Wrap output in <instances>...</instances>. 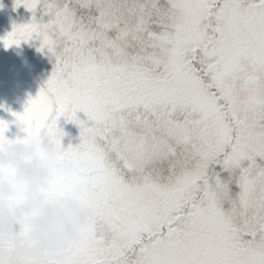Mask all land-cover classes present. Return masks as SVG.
Masks as SVG:
<instances>
[{"label": "snow or ice", "instance_id": "1", "mask_svg": "<svg viewBox=\"0 0 264 264\" xmlns=\"http://www.w3.org/2000/svg\"><path fill=\"white\" fill-rule=\"evenodd\" d=\"M21 5L29 20L0 43L39 41L52 71L0 120V144L47 138L42 195L88 218L20 264H264V0ZM61 117L79 129L75 146L62 145Z\"/></svg>", "mask_w": 264, "mask_h": 264}, {"label": "clouds", "instance_id": "2", "mask_svg": "<svg viewBox=\"0 0 264 264\" xmlns=\"http://www.w3.org/2000/svg\"><path fill=\"white\" fill-rule=\"evenodd\" d=\"M37 150L46 158H35ZM53 150L47 138L36 143L0 144V259L20 264L23 256L33 259L59 250L74 238L76 229L88 218L87 211L65 198L47 202L42 195L51 175ZM20 204H12L16 198ZM28 228L23 240L15 233Z\"/></svg>", "mask_w": 264, "mask_h": 264}, {"label": "flooded vegetation", "instance_id": "3", "mask_svg": "<svg viewBox=\"0 0 264 264\" xmlns=\"http://www.w3.org/2000/svg\"><path fill=\"white\" fill-rule=\"evenodd\" d=\"M3 44H0V120L11 122V113H22L29 97H35L40 87L36 84L31 70V56L28 48L20 43L19 52L16 45L8 47V53L2 54ZM17 132L15 124L9 123V130L5 135L11 139ZM71 143L66 137L62 138V145L67 147Z\"/></svg>", "mask_w": 264, "mask_h": 264}, {"label": "rangeland", "instance_id": "4", "mask_svg": "<svg viewBox=\"0 0 264 264\" xmlns=\"http://www.w3.org/2000/svg\"><path fill=\"white\" fill-rule=\"evenodd\" d=\"M30 15L31 13H29L22 5L14 7V0H0V37H4L8 32H10L14 24L27 22L30 18ZM21 43H23L26 49L28 48V52L31 56L32 74L36 84L41 87L52 71V63L50 61L49 55L37 51V48L39 47V41L37 40H30L27 43ZM16 48L17 52H19L20 47L16 46ZM8 51V48L3 47L2 54L8 53ZM77 116L82 120L85 119L83 113L78 112ZM58 127L62 128L65 132L64 138L66 137L69 141L73 142H75L77 138L79 140V129L74 124L65 122L63 117L58 120ZM19 229L20 228H18L15 233L16 239H21L16 235ZM7 248H10V245H0V249ZM8 262L10 264V261Z\"/></svg>", "mask_w": 264, "mask_h": 264}]
</instances>
